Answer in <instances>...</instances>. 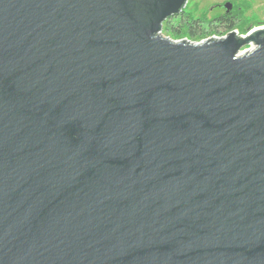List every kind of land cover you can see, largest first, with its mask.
Masks as SVG:
<instances>
[{
  "label": "water",
  "instance_id": "obj_1",
  "mask_svg": "<svg viewBox=\"0 0 264 264\" xmlns=\"http://www.w3.org/2000/svg\"><path fill=\"white\" fill-rule=\"evenodd\" d=\"M187 2L0 0V264H264V26Z\"/></svg>",
  "mask_w": 264,
  "mask_h": 264
},
{
  "label": "rangeland",
  "instance_id": "obj_2",
  "mask_svg": "<svg viewBox=\"0 0 264 264\" xmlns=\"http://www.w3.org/2000/svg\"><path fill=\"white\" fill-rule=\"evenodd\" d=\"M228 3H231V8L227 10L226 4ZM226 12H232L236 15V28L230 29L215 19ZM183 13H185L183 17L191 21L202 19L204 22L203 30L207 34L191 38L185 33L186 29L184 28L182 35H175L176 27H179V23H183L185 20L180 17ZM260 26H264V0H188L184 12L171 16L163 22L162 34L174 40L187 39L191 42H201L211 38L225 37L232 31H237L239 35H245ZM256 46L255 43L246 44L240 49V53L252 50Z\"/></svg>",
  "mask_w": 264,
  "mask_h": 264
},
{
  "label": "trees",
  "instance_id": "obj_3",
  "mask_svg": "<svg viewBox=\"0 0 264 264\" xmlns=\"http://www.w3.org/2000/svg\"><path fill=\"white\" fill-rule=\"evenodd\" d=\"M182 12H184V10ZM184 15H185V13L181 14L180 17H183ZM181 19L184 20L185 18L183 17ZM215 19H217L219 21V23L225 24L226 26L230 27V29L236 28L237 17L232 12H226L225 14L217 16ZM176 28H177V30H176V32L175 31L174 32H175V35H177V36H180L184 33L183 32L184 28L186 29L185 33L187 35H189L191 38L204 36L207 34L203 30L204 29V22L202 21V19H196V20L191 21L187 18L184 20L183 23H179V27H176ZM168 29H170V28L168 27Z\"/></svg>",
  "mask_w": 264,
  "mask_h": 264
}]
</instances>
